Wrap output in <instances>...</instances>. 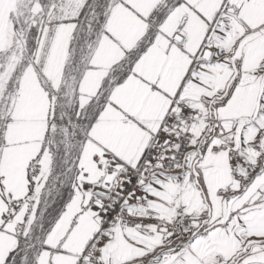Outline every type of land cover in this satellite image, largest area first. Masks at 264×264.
I'll return each instance as SVG.
<instances>
[{"label": "snow or ice", "instance_id": "obj_1", "mask_svg": "<svg viewBox=\"0 0 264 264\" xmlns=\"http://www.w3.org/2000/svg\"><path fill=\"white\" fill-rule=\"evenodd\" d=\"M0 264H264V0H0Z\"/></svg>", "mask_w": 264, "mask_h": 264}]
</instances>
